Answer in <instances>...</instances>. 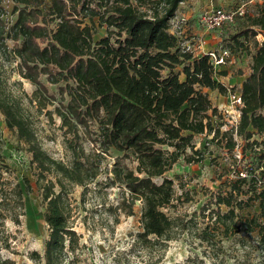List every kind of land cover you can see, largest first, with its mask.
<instances>
[{
	"label": "trees",
	"instance_id": "obj_1",
	"mask_svg": "<svg viewBox=\"0 0 264 264\" xmlns=\"http://www.w3.org/2000/svg\"><path fill=\"white\" fill-rule=\"evenodd\" d=\"M11 1L17 20L6 32L1 19L6 10L0 5V40L4 44L7 35L14 42L13 54L20 60L21 75L37 88L34 99L41 103L46 97L49 104L54 100L41 81L45 76L51 85L58 86L63 99L69 98L66 106L55 111L69 133L77 135L79 128L91 133V125L97 126L94 141L99 153L86 155L83 149L74 148L73 161L65 164L42 149L19 104L0 91V113L7 127L28 145L38 177L55 178L43 186L44 218L50 229L46 243L48 264L57 263L67 248L74 251L79 242L77 232L69 224L67 184L87 187L94 182L100 174V158L112 148L122 153L123 159L137 163L133 169L116 162L110 181L129 193V200L123 199L129 216L133 215L136 201L143 204L139 240L146 246L152 238L164 244L174 240L176 229L184 231L188 226L164 212L175 201L174 182L165 174L182 157L189 165L204 160V153L195 147L196 136L213 134L216 139L221 135L219 143L233 151L238 146L236 135L246 142L245 157L248 148L253 150L254 145H259L254 137L264 135V4L251 20V27L232 37L237 44L259 35L263 41L258 44L251 73L242 85L239 126L221 133L223 125L215 120L218 110L205 90L226 93L227 88L217 80L219 74L209 56L195 57L171 32L170 21L184 0H135L138 5L134 0ZM149 5L154 8L143 9ZM95 18L100 27L107 28L106 37L99 41L94 38ZM221 75L226 76L227 72ZM263 152L258 154L262 159ZM241 163L234 171L236 179L227 178L221 186L229 190L220 189L211 196L216 210H211L209 217L216 215L225 236L231 231L239 233L242 226L248 233L259 230V234H264V224L256 218L248 220L236 214L255 203H259L264 214V165ZM4 170L8 168L0 141L1 195ZM159 178L160 183L156 181ZM25 191H32L29 181ZM13 192L23 207L25 192L21 186L17 185ZM243 196L247 199H241ZM4 202L3 196L0 204ZM223 208L227 211L223 212ZM238 217L239 223L235 221ZM14 221L19 224V216ZM36 256L33 253V259ZM0 264L15 261L0 254Z\"/></svg>",
	"mask_w": 264,
	"mask_h": 264
},
{
	"label": "rangeland",
	"instance_id": "obj_2",
	"mask_svg": "<svg viewBox=\"0 0 264 264\" xmlns=\"http://www.w3.org/2000/svg\"><path fill=\"white\" fill-rule=\"evenodd\" d=\"M134 4L138 5L135 0ZM263 4L264 0H184L179 6V17L187 20L185 27H182L184 33L181 38L185 41L195 39L196 43H191L196 45L197 55L202 51L222 48H231L232 51L230 62L219 67L217 75V80L226 86L227 92L205 90L218 110L219 117L215 120L223 125L221 133L239 126L243 106L234 104L232 95L241 92L244 81L251 73L258 44L263 41V36L259 35L255 39H248L247 43L237 44L232 37L251 27V20L258 16ZM0 5L6 10L1 19L9 33L17 20V15L13 14L14 4L11 0H3ZM150 8L154 6L143 9ZM216 9L226 12L241 10L244 15H238L233 23L224 25L220 30L206 31L200 22L201 17ZM93 25L96 41L106 37L107 28L100 27L98 18L94 19ZM177 29L172 28L171 32ZM5 38L4 44L0 40V91L19 104L29 118L42 149L65 164L73 161L74 148L78 151L83 149L86 155L99 153L96 151L99 146L94 141L96 125L88 129L91 133L79 128L77 135L69 133L68 128L62 126L55 111L61 105L66 106L69 98L65 96L66 99H63L58 86L51 85L47 77L42 76L41 81L49 94L55 96L54 100L49 104L46 97L41 99V103L34 99L37 88L22 77L20 60L13 54L14 42L7 35ZM241 40L244 42L245 39ZM222 72H227V75H221ZM181 79L184 80V76ZM43 104H47L46 107ZM213 138V134H204L196 136L194 140L196 149L205 155L202 162L189 165L182 157L165 174L174 182L175 201L164 212L177 223L184 221L188 226L184 231L177 228L176 238L167 244L152 238L151 244L146 246L139 240L138 236L143 232V204L136 201L133 215L129 216L123 203L124 198L129 200V193L123 186L111 184L116 162L120 161L133 169L137 163L123 159V154L114 148L104 154L100 158V174L94 182L87 187L67 184L69 224L77 232L79 242L74 251L67 248L55 264H264V234H259V230L248 233L246 227L242 226L239 233L231 231L225 236V229L216 222V215L212 213L209 217V212L216 210V206L211 204L212 194L220 189L229 190L221 186L227 178L236 179L234 171L240 161L249 166L264 165L263 156L258 155L260 150L264 151V135L254 137L253 140L259 145H254L253 150L248 148L245 157L243 146L246 142L236 135L234 139L238 146L233 151L223 148L221 135ZM0 141L4 163L8 168L4 170L2 181L4 192L2 195L0 193V202L3 196L6 197V202L0 204V254L15 261V264H48L46 243L50 239V229L44 218L46 204L43 202V186L49 179L55 178L52 175L38 177L39 171L32 162L28 145L7 127L1 113ZM26 181L32 188L30 193L25 191ZM156 181L160 183L162 178ZM17 185L25 192L23 207L13 192ZM59 190V186H56V191ZM241 199L246 200L247 197ZM226 211L223 208V212ZM236 214L248 220L256 218L264 224L259 203L242 211L237 210ZM16 215L19 216V224L14 221ZM235 221L239 223V217ZM33 253L37 254L34 259Z\"/></svg>",
	"mask_w": 264,
	"mask_h": 264
},
{
	"label": "built area",
	"instance_id": "obj_3",
	"mask_svg": "<svg viewBox=\"0 0 264 264\" xmlns=\"http://www.w3.org/2000/svg\"><path fill=\"white\" fill-rule=\"evenodd\" d=\"M238 15L242 16L244 15L243 11H231V12H226L223 9H216L213 10L209 13H206L201 17V24L205 28L206 31H216L220 30L223 28L224 25L228 23H233ZM185 21V22H184ZM187 20L184 18H180L179 15L177 14L174 19L170 21V27L172 28H177L176 32H172L176 34L181 42H182V47L186 49V51L192 53L195 57L203 56V55H208L210 58L211 64L214 66L215 70L218 71L219 67H223L227 65L230 62V58L232 56V51L231 48H222L218 50H214L211 52H203L199 55L195 53L196 51V45H192L191 42H195V39L192 38L191 40H182L181 35L184 33L182 26L186 25ZM178 25V26H177ZM182 30V31H181ZM193 47V49H192ZM195 47V49H194ZM201 47V46H200ZM232 99L234 104L237 106H243V100H242V93H235L232 95Z\"/></svg>",
	"mask_w": 264,
	"mask_h": 264
},
{
	"label": "crops",
	"instance_id": "obj_4",
	"mask_svg": "<svg viewBox=\"0 0 264 264\" xmlns=\"http://www.w3.org/2000/svg\"><path fill=\"white\" fill-rule=\"evenodd\" d=\"M179 10H180V8H179ZM179 12V11H178ZM178 14V13H177ZM183 27V26H182ZM184 27H185V25H184Z\"/></svg>",
	"mask_w": 264,
	"mask_h": 264
}]
</instances>
